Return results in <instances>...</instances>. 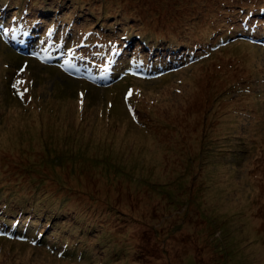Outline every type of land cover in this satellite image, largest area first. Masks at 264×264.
<instances>
[{
    "label": "rangeland",
    "instance_id": "374dc122",
    "mask_svg": "<svg viewBox=\"0 0 264 264\" xmlns=\"http://www.w3.org/2000/svg\"><path fill=\"white\" fill-rule=\"evenodd\" d=\"M0 17V217L26 237L0 236V264H264V43L246 40L264 0H0ZM52 27L62 63L137 77L4 41ZM62 164L95 183L52 190ZM105 180L138 203L115 191L108 215Z\"/></svg>",
    "mask_w": 264,
    "mask_h": 264
},
{
    "label": "trees",
    "instance_id": "16d2710c",
    "mask_svg": "<svg viewBox=\"0 0 264 264\" xmlns=\"http://www.w3.org/2000/svg\"><path fill=\"white\" fill-rule=\"evenodd\" d=\"M54 29H55V27H53ZM244 31H242V30H240L239 32H235L234 33V35L235 36H237V35H239V34H241V33H243ZM232 35L233 34H231V36H230V38L232 37ZM239 38L241 39V38H243V35L241 34V35H239ZM226 39H229V38H226ZM2 163H4V162H2ZM93 162H91V165H90V167L91 168H94L93 170L96 172V167H94L93 166V164H92ZM69 166L68 165H65V164H62V167H61V169H57L56 167H53V168H55V170H61L60 171V175H58V177H55V178H51V181H53V183H51V189L52 190H55V191H58V192H61V191H63L64 190V185H59V181H57V180H61V181H64L63 179L65 178L66 179V176H68V174H66L65 172L67 171V173H69L70 174V176H71V179L73 178V179H77L78 180V178H80L81 179V182H82V184H88V185H90L91 183H92V181L95 183V181L94 180H92V179H90L88 176H90V173L88 172V171H85V170H83V169H79V168H73V169H70V168H68ZM76 167V166H75ZM97 170L101 173V175H103L104 176V174L102 173V170L100 169V168H98L97 167ZM59 174V173H58ZM51 175V174H50ZM40 176H38L37 178H35L34 179V182H40L39 180L40 179H38ZM70 179V180H71ZM90 179V180H89ZM109 179V178H108ZM107 179V180H108ZM92 180V181H91ZM107 180H105V183L103 184V185H101V188H97L98 189V191H97V193H99L98 195H99V197H101L102 198V200H107L106 199V197H105V195L106 196H110L111 197V199L112 198H114L113 197V194H115V191L117 192V191H119L120 190V194H122L123 193V195L124 196H127L128 198H130V199H132L133 198V200L132 201H134V202H136V203H138V198L137 197H135V196H133L132 195V193H130V192H126V191H124V190H121L120 188H117V187H115V186H113V185H111ZM45 182H47L46 180H45ZM44 182V183H45ZM91 182V183H90ZM104 185H105V187H104ZM57 186H58V189H57ZM115 188H117L118 190H116ZM111 191H110V190ZM113 192V193H112ZM127 194V195H126ZM123 195H122V197H123ZM119 196V195H118ZM23 198H27V197H19V199H20V201H22V202H24L23 201ZM30 198H33V201H35V202H37L38 200H41L40 198L41 197H39L38 198V196H34V197H30ZM43 200H44V198H43ZM115 203H113V201H111V200H108V201H106L105 203H101V205H102V209H104V211L105 212H107V213H110V214H108V215H112V214H114L115 213V210H116V205H114ZM110 206V207H109ZM113 206H115V207H113ZM37 210H41V208L38 206V208H37ZM54 214V213H53ZM53 214H51V215H53ZM66 214V213H65ZM16 219H19L21 222H24L25 223V219H23L22 217H17ZM124 219H125V221H127V219L124 217ZM29 223H31L32 225H36V224H34V223H32L31 222V218H29L28 220H27ZM50 226H51V229L52 228H55L54 226V221L52 220L51 221V224H50ZM33 227H35V226H33ZM7 232H9V233H15V228L14 227H8L7 229H5ZM4 230V231H5ZM5 231V233L7 234V232ZM40 231H42V229H41V227L40 228H37V229H35V233H38V236H37V238L36 239H34V241H36V242H38V241H41V239H42V237L43 236H45V234H47V232H43L42 233V235H40L39 234V232ZM32 232H33V228H32ZM22 235V234H21ZM21 238H24L25 240H26V237H25V235H22V237ZM173 238H171L170 239V242L171 243H173V244H175L176 245V243L174 242V239L172 240ZM169 242V243H170ZM170 243V244H171ZM174 245V246H175ZM55 248H56V246H55ZM60 251H62L61 252V254H66V255H68L70 252H69V247H67V246H60ZM59 251V252H60ZM71 254V253H70ZM70 254H69V257L70 258H72L73 259V257L75 258V257H77V255H75V254H71L73 257H71L70 256ZM84 256V255H83ZM82 256V257H83ZM186 260V259H185ZM187 262L188 261H191V259H187L186 260ZM197 262V261H196ZM192 264H195V261L194 262H192Z\"/></svg>",
    "mask_w": 264,
    "mask_h": 264
},
{
    "label": "bare ground",
    "instance_id": "6f19581e",
    "mask_svg": "<svg viewBox=\"0 0 264 264\" xmlns=\"http://www.w3.org/2000/svg\"><path fill=\"white\" fill-rule=\"evenodd\" d=\"M262 38H263V37H259L258 39H262ZM253 39H255V38H253ZM258 39H257V40H258ZM16 45H18V46H19V45H22V44H16Z\"/></svg>",
    "mask_w": 264,
    "mask_h": 264
}]
</instances>
